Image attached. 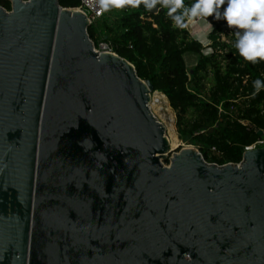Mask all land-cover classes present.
I'll return each instance as SVG.
<instances>
[{
  "label": "water",
  "instance_id": "obj_1",
  "mask_svg": "<svg viewBox=\"0 0 264 264\" xmlns=\"http://www.w3.org/2000/svg\"><path fill=\"white\" fill-rule=\"evenodd\" d=\"M9 1L0 264H264L263 143L224 163L185 147L165 165L151 81L94 47L83 11Z\"/></svg>",
  "mask_w": 264,
  "mask_h": 264
},
{
  "label": "trees",
  "instance_id": "obj_2",
  "mask_svg": "<svg viewBox=\"0 0 264 264\" xmlns=\"http://www.w3.org/2000/svg\"><path fill=\"white\" fill-rule=\"evenodd\" d=\"M58 2L70 8L79 4V0ZM194 2L185 0L189 7ZM0 4L11 7L9 0H0ZM120 10L115 24L104 23L101 37L91 24L87 25L90 38L95 44L100 38L109 41L114 52L134 65L139 77L151 81L155 90L151 92L150 107L163 124H171L169 132L174 127L171 106L176 112L179 134L196 144L204 159L217 163L239 161L244 146L258 138L255 128L264 123V89L253 94V81L264 80V61L252 64L240 57L234 47L235 29L222 25L226 23L224 19L208 17L216 23L210 37H215L214 31L219 29L229 35L230 41L221 42L222 53L206 55L201 53V42L187 28L174 27L167 10L159 5L152 11H146L143 5ZM186 51L199 55L192 66L185 63ZM205 88L207 96L203 94ZM159 93L166 96L168 109L157 106Z\"/></svg>",
  "mask_w": 264,
  "mask_h": 264
},
{
  "label": "clouds",
  "instance_id": "obj_3",
  "mask_svg": "<svg viewBox=\"0 0 264 264\" xmlns=\"http://www.w3.org/2000/svg\"><path fill=\"white\" fill-rule=\"evenodd\" d=\"M101 15L110 9H138L143 5L146 11H152L158 5L167 10L173 26L184 29L186 18L190 20L204 19L213 16L216 20L224 19L229 28H234V47L244 61L256 64L264 61V0H195L189 7L185 0H96ZM223 8V12L220 10ZM211 32L213 26L207 23ZM207 37V32L204 33ZM210 44L211 41L209 40ZM212 53L208 48L206 55ZM255 93L264 89V80L253 81Z\"/></svg>",
  "mask_w": 264,
  "mask_h": 264
},
{
  "label": "rangeland",
  "instance_id": "obj_4",
  "mask_svg": "<svg viewBox=\"0 0 264 264\" xmlns=\"http://www.w3.org/2000/svg\"><path fill=\"white\" fill-rule=\"evenodd\" d=\"M119 11H120V9H114L113 8V9H110L109 11L105 12L107 16L104 15V17H100L97 19L95 18L92 20L91 26L93 27L95 34L98 37H101V35L103 34L104 23H107L108 25L115 24V22L117 20V16L119 15ZM107 20H109V21H107ZM188 28L191 31V32H189L190 35L193 34L192 36H194L199 41H201L200 40V39H202L201 35H203L205 32H207V36L211 33V32H208L207 23L203 20H199L193 26V28L190 25ZM201 45H202V43H201ZM196 56L198 57L199 55L194 51H186L185 53H183L185 63H187V61L194 59ZM206 82H207L206 83V87H207L209 82H208V80ZM206 89L207 88H205V90H203V92H204L203 94H206V96H207V93H206L207 90ZM151 103H152V100L150 102V105H151ZM161 105L163 106V103H161ZM170 109L173 113V125H174V127H173L172 131L169 132L167 127L171 126V124H168L166 126L164 123L166 135H167L168 140H169V149L165 153V155L162 157V161L164 162L165 165L169 164L170 157L172 156L173 152H178L179 149L185 148L187 146L197 148L196 144L189 142L187 138H185L179 134V131H178L177 126H176V112L171 106H170Z\"/></svg>",
  "mask_w": 264,
  "mask_h": 264
},
{
  "label": "built area",
  "instance_id": "obj_5",
  "mask_svg": "<svg viewBox=\"0 0 264 264\" xmlns=\"http://www.w3.org/2000/svg\"><path fill=\"white\" fill-rule=\"evenodd\" d=\"M73 8L79 9V10L83 11L86 14L87 20H88V25L92 23V20L93 19L100 18L104 14L103 13V14H101L99 16L96 14L97 11L99 10V7H98V4L96 3V0H79V4L77 6H75V7H73ZM199 20H203L206 23L210 22L212 24V26H213V30L216 27V23L211 22L208 17H207V20L199 19V18L198 19H195V20H190V19H187L186 18L185 22L187 24L188 21H189L190 22L189 25L190 26H194ZM222 25L227 26L226 23H223ZM188 27L189 26L187 24V27L186 28L188 29ZM214 33H215V37H210L208 35L206 37L205 41H200L202 43V47H203V48L201 47V53L205 54L207 52V49L209 47L212 48V53L218 54V53H222L223 52L220 44H221L222 41L229 42L230 41L229 35L228 34H225L222 30H219V29H216L214 31ZM233 35H234V33H233ZM209 40L211 41L210 44L208 43ZM92 41H93V39H92ZM93 43H94V41H93ZM94 47L96 49L106 48V49H109L111 51H114L113 50V47H112V44L109 41L104 40L102 38L98 39L97 42H96V44L94 43ZM218 57L220 58L219 55H218ZM220 109L221 108L219 107V110ZM261 113H264V107L261 108ZM240 121L242 123H244V124H247L248 123L247 120H245V119H240ZM259 129L262 130L263 135H264V123H263V126L262 127L255 128L256 132ZM260 143H263V146H264V136L261 137V136L258 135V138L255 139L252 143L244 146V150L249 149L253 145L260 144ZM211 149L213 151H215V152L217 151V149H216L215 146H211Z\"/></svg>",
  "mask_w": 264,
  "mask_h": 264
},
{
  "label": "bare ground",
  "instance_id": "obj_6",
  "mask_svg": "<svg viewBox=\"0 0 264 264\" xmlns=\"http://www.w3.org/2000/svg\"><path fill=\"white\" fill-rule=\"evenodd\" d=\"M189 21H188V26H189ZM192 28H193V26H192ZM97 50H99V51H103V52H114V51H111V50H109V49H106V48H101V49H97ZM156 97H157V100H158V104H157V106L158 107H160V108H162V109H168V102H167V98H166V96L163 94V93H159V94H157L156 95ZM150 102H151V92H150V99H149V102H148V104H149V107H150ZM161 103H163V106L161 105ZM150 109H151V107H150ZM152 110V109H151ZM153 112V111H152ZM155 115V114H154ZM156 116V115H155ZM157 117V116H156ZM164 125V124H163ZM165 127V126H164ZM165 135H166V131H165ZM166 137H167V135H166ZM167 139H168V137H167ZM168 143H169V140H168ZM188 147V146H187ZM162 159V158H161Z\"/></svg>",
  "mask_w": 264,
  "mask_h": 264
},
{
  "label": "crops",
  "instance_id": "obj_7",
  "mask_svg": "<svg viewBox=\"0 0 264 264\" xmlns=\"http://www.w3.org/2000/svg\"><path fill=\"white\" fill-rule=\"evenodd\" d=\"M121 13H122V11L120 10V11H119V15H120ZM119 15H118V16H119ZM105 16H107L106 13H105ZM118 16H117V17H118ZM107 21H109V20H107ZM188 30H189V32H191L189 28H188ZM191 34H192V33H191ZM192 35H193V34H192ZM193 37H194V36H193ZM201 37H202V39H200V40H201V41H205L206 38L204 37V34L201 35ZM194 38H195V37H194ZM184 53H185V52H184ZM197 58H198V57L196 56L194 59H192V60H190V61H187V63H186L187 66H192V65H194V64L196 63V61H197Z\"/></svg>",
  "mask_w": 264,
  "mask_h": 264
}]
</instances>
